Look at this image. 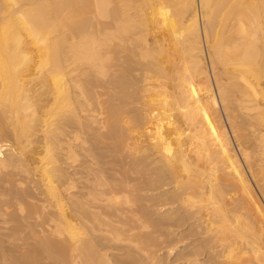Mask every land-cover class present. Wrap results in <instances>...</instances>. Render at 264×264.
<instances>
[{
  "label": "bare ground",
  "instance_id": "obj_1",
  "mask_svg": "<svg viewBox=\"0 0 264 264\" xmlns=\"http://www.w3.org/2000/svg\"><path fill=\"white\" fill-rule=\"evenodd\" d=\"M0 264H264V0H0Z\"/></svg>",
  "mask_w": 264,
  "mask_h": 264
}]
</instances>
